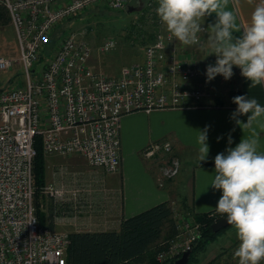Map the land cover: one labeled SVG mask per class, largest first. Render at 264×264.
<instances>
[{"label": "built area", "instance_id": "2783aa9c", "mask_svg": "<svg viewBox=\"0 0 264 264\" xmlns=\"http://www.w3.org/2000/svg\"><path fill=\"white\" fill-rule=\"evenodd\" d=\"M125 3L0 0L18 44L16 57L0 55V69L18 65L23 77L21 84L0 89V264H72L66 260L67 231L38 223L34 213L36 135L43 154L78 153L90 166L115 172L120 166L123 114L202 104L211 97L208 87L194 81L200 73L194 56L166 31L159 17L140 59L123 64L115 75L90 65L92 47L75 30L59 31L53 45L47 46L54 29L68 18L94 5L117 10ZM146 5L151 17L157 7L153 0ZM115 43L113 37H105L96 50L108 52ZM41 54L44 58L39 60ZM141 154L156 169L158 186L178 173L179 158L169 140L151 141ZM42 192L56 201L76 193L53 182H46ZM72 201L74 207L76 201ZM184 217V230L177 227L162 242L158 261L175 259L198 237L199 221L189 213Z\"/></svg>", "mask_w": 264, "mask_h": 264}, {"label": "crops", "instance_id": "0c3cea01", "mask_svg": "<svg viewBox=\"0 0 264 264\" xmlns=\"http://www.w3.org/2000/svg\"><path fill=\"white\" fill-rule=\"evenodd\" d=\"M236 2L238 4L239 1ZM259 2L248 0L237 7L230 0L228 8L237 14L238 27L242 29L248 25ZM215 19V14L206 17L202 26L207 28ZM207 36V32L200 34L203 46L196 45L197 53L188 52L200 68L194 81L210 89V99L202 104L123 114L119 121L120 166L117 171L106 172L101 167L90 166L78 153L44 154L45 183L53 182L76 191L73 197L68 193L64 201H56L43 194L41 207L52 228L65 231L118 229L123 217L161 201L170 200L173 204V192L178 194L179 202L185 200L195 212L214 210L221 196L219 190L209 186L215 175V156L253 135L258 140L259 150L264 151V116L258 118L252 128H244L230 118L237 108L232 103L233 97L249 96L264 106V85L249 87L250 81L241 76V70L236 66L231 79L225 80L218 75L207 81L206 66L204 68L202 61L213 65L216 61L214 54L205 57L210 51L204 43ZM247 115L238 119L246 123ZM206 126H210L209 152L206 160L199 162L197 138L199 130ZM229 135L233 141L231 145L228 144ZM159 139L171 142L180 162L176 176L165 180L163 186L156 184V169L150 168L152 162L145 160L141 154L146 144ZM73 199L76 201L75 208L71 207Z\"/></svg>", "mask_w": 264, "mask_h": 264}, {"label": "clouds", "instance_id": "9594fccd", "mask_svg": "<svg viewBox=\"0 0 264 264\" xmlns=\"http://www.w3.org/2000/svg\"><path fill=\"white\" fill-rule=\"evenodd\" d=\"M229 3L230 0H158L156 13L166 31L186 47H202L200 34L208 33L204 43L210 51L205 57L214 54L216 61L214 65H207V81L218 75L231 79L236 66L241 76L250 81L249 87L264 85V0L255 6L250 22L242 29L237 25V14L228 8ZM213 14L214 23L202 27L205 18ZM232 103L237 108L230 118L244 128H252L254 122L264 116V106L255 98L239 95L233 97ZM242 115H247L246 123L238 119ZM209 127L199 130V162L206 160L209 152ZM232 142L229 135L228 144ZM214 165L215 175L209 186L221 192L216 213L226 217L227 224L235 229L239 245L234 256L238 264H262L264 151L259 150L258 140L253 135L218 153Z\"/></svg>", "mask_w": 264, "mask_h": 264}, {"label": "trees", "instance_id": "16d2710c", "mask_svg": "<svg viewBox=\"0 0 264 264\" xmlns=\"http://www.w3.org/2000/svg\"><path fill=\"white\" fill-rule=\"evenodd\" d=\"M153 5L158 7V0H153ZM92 7L83 10L67 20L74 18L86 10H90ZM138 11L140 13L139 19L152 21L153 27H157L155 20L158 17L157 13L154 12L149 17L146 2L141 5ZM67 20L54 29L56 34L63 29L70 28L68 25L64 27ZM8 21L5 9L0 6V23H7ZM134 23H131L130 27L138 29L139 27ZM54 32L49 40L51 43L48 42L50 46L55 42L56 35ZM141 33L143 34V31ZM152 37L153 35L150 33L146 40L142 38V42L146 43ZM43 55L39 56V60L44 58ZM33 145L35 148L32 160L34 213L38 223L46 224L52 228L51 224L47 223V215L41 207L43 199L42 187L45 184V163L38 135H36ZM180 203V206L186 210V213L191 214L200 223V233L189 249L190 254L186 262V264H198L197 260L201 254H204L207 244L224 230L226 226L217 232H213L210 227L211 222L222 217L216 213L215 209L206 212H195L185 200H182ZM176 232L177 225L174 218L173 204L170 200L161 201L130 216L123 217L120 220L118 229L67 231L66 260L72 264H163L166 261H158L155 258V253L163 248L162 242L172 237ZM217 255L219 253L201 264H212L216 261ZM231 257L236 258L234 253L231 254ZM222 264H225V262ZM235 264H238V258H236Z\"/></svg>", "mask_w": 264, "mask_h": 264}, {"label": "rangeland", "instance_id": "374dc122", "mask_svg": "<svg viewBox=\"0 0 264 264\" xmlns=\"http://www.w3.org/2000/svg\"><path fill=\"white\" fill-rule=\"evenodd\" d=\"M146 1L147 0H126V5L117 10L96 5L90 10H86L74 18L67 20L64 27L68 25L70 27L69 29L79 32L80 35L88 40L92 47L89 63L95 70L115 75L123 64H128L140 59L145 44L142 42V38L146 40L147 36L150 33L153 35L156 29V27H153L152 21L138 18L140 16L138 9ZM238 1V4L242 6L244 2L248 0ZM231 3L235 6L238 5L236 0H231ZM129 6L131 8L130 10H128ZM131 23H134L141 29H137L136 27L131 28ZM141 31H143V34ZM105 37H113L116 40L115 47L108 52L99 53L96 47ZM50 43H48V47ZM178 44L181 45L179 41ZM182 47L192 53L198 52L196 45L191 47L183 45ZM17 54L18 44L13 27L8 23L0 24V55L16 57ZM197 61L201 62L199 58H197ZM202 63L204 68L205 66L207 68L209 62L206 63L202 61ZM22 78L20 66L18 65H15L13 69L9 70L0 69V89L19 83L21 84ZM172 197L176 225L178 230H184L183 220L185 219L184 215L186 210L180 206L181 203L178 201V194L173 192ZM182 237H184V235ZM238 245L239 241L236 238L235 229L231 225H227L224 230L217 234L214 239L207 244L204 254L200 255L197 262L201 264L213 255L219 253L216 261L212 264H222L223 262H225V264H235L236 258H232L231 254L235 252ZM155 258L157 259L156 256ZM262 264H264V262H262Z\"/></svg>", "mask_w": 264, "mask_h": 264}, {"label": "water", "instance_id": "95a60500", "mask_svg": "<svg viewBox=\"0 0 264 264\" xmlns=\"http://www.w3.org/2000/svg\"><path fill=\"white\" fill-rule=\"evenodd\" d=\"M130 6L128 7V10H130ZM227 221H226V217H220L217 218L215 220H213L210 224V227L212 229L213 232H217L220 229H222L223 227L227 226ZM190 251L189 250H185L183 251L178 257H176L175 259H171L168 260L166 262H164L163 264H186L188 257H189Z\"/></svg>", "mask_w": 264, "mask_h": 264}]
</instances>
